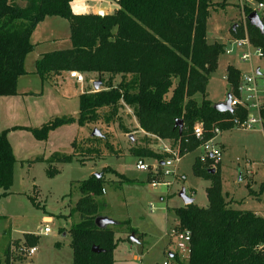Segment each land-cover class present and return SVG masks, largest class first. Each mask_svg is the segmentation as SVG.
Returning <instances> with one entry per match:
<instances>
[{"label": "trees", "instance_id": "16d2710c", "mask_svg": "<svg viewBox=\"0 0 264 264\" xmlns=\"http://www.w3.org/2000/svg\"><path fill=\"white\" fill-rule=\"evenodd\" d=\"M24 1L21 4L18 0H0V98L18 94V80L26 74L25 58L34 48L32 34L47 16L69 20L72 46L45 52L36 60L35 72L42 81L57 82L62 75L69 76L75 70L96 74L104 84L97 91L89 88L79 95L76 116H56L41 127L30 128L36 138L44 140L51 131L72 123L106 129L117 125L130 133L132 130L122 113L130 109L145 137L131 141L129 152L138 158H162L163 155L150 149L151 138L169 141L173 149L184 155L200 145L201 140L194 134L197 122L204 124L205 140L215 135L216 128L221 131L235 128L233 119L240 112H220L206 96L209 76L217 69L226 45L222 40L209 39L207 22L211 11L218 6L225 7V1L115 0V10L104 15L75 13L73 0ZM243 1L249 38L264 53V33L248 20V15L259 7L249 0ZM254 1L264 4V0ZM242 30L237 25L232 33L241 37ZM239 76L240 70L229 65L230 90L237 87ZM117 77L120 79L115 84ZM198 94L202 95L201 99L197 98ZM246 115L241 113L242 117ZM177 119L184 121L182 134L175 126ZM7 133L8 129L0 131V199L13 184L16 162ZM109 138V133L75 138L72 153H57L47 160V174L54 177L59 172L51 163H68L74 158L84 163L85 158L105 150L119 155ZM40 160L43 159H34ZM212 160L209 158L204 163L197 157L194 162L195 174L211 179L207 187L208 206L193 202L171 209L177 218L176 228L191 233L190 257L184 259L173 252V257L168 258L173 264H264V251L259 249L264 245V215L229 206L222 192L221 168H216L214 173L210 171ZM106 170L115 171L107 167L101 175L93 174L81 182V196L69 214L79 216V221L70 229L73 264H114V251L121 241L117 234L125 226L128 240L132 232L136 234L129 220L104 228L95 223L103 215L99 198L104 194ZM148 178L152 179L151 173ZM33 201L39 205L35 198ZM24 237V246H36L38 235L27 233ZM94 245L102 252H94ZM10 249L11 242L4 256H0V264H13Z\"/></svg>", "mask_w": 264, "mask_h": 264}, {"label": "rangeland", "instance_id": "374dc122", "mask_svg": "<svg viewBox=\"0 0 264 264\" xmlns=\"http://www.w3.org/2000/svg\"><path fill=\"white\" fill-rule=\"evenodd\" d=\"M18 1L25 3L24 0ZM214 1H225L226 4L211 11L207 22L208 36L211 40H222L228 48H232L229 41L244 38L248 33L247 17L243 12L244 1ZM248 2L257 5L254 0ZM116 7L115 0L72 2L75 13L100 10L111 13ZM258 12L264 15L263 8ZM234 24L242 27L241 37L233 35ZM70 33V22L66 18L47 16L40 22L31 37L34 48L25 58L26 74L18 80V94L0 98V131L8 129L7 138L16 158L13 184L8 194L0 199V256H4L6 246L11 242L10 252L13 251L14 264H73L70 229L79 221V216L69 214L81 196V182L107 167L116 172L105 171V192L99 198L103 203L102 214L117 222L129 220L130 226L136 231L135 237L139 239L138 242L128 240L129 232L125 226L124 231L117 234L124 240L119 242L114 251V264H164L169 259V253L176 251L175 238L169 234L177 225V218L171 209L184 205L179 192L184 188L188 196L193 194L196 204L208 206L207 187L211 185V179L195 174L194 162L197 157L204 163L213 158L209 166L221 168L222 192L230 207L264 215V130L261 126L247 130H222L214 139L216 148L222 152L218 159L207 155L204 141L201 140L198 148L181 155L180 161L175 162L176 170L163 177L168 185L157 187H153L148 178L149 170L137 169L138 157L129 152L131 141H140L145 137L137 128L130 109L122 112L126 125L132 130L130 133L122 131L117 125L106 129L93 124L80 126L72 123L51 131L44 140L36 138L30 128L41 127L56 116H76L81 91L88 90L90 86L93 88L87 74L84 76L89 84L81 87L75 81L59 82V85L51 81L43 82L35 72L36 60L43 53L72 46ZM230 64L242 69L249 68V64L242 62L236 53L221 54L217 69L209 76L206 90L207 98L213 103L224 101L230 90L227 78ZM254 65L264 68V57L260 61L256 57ZM93 77H96V81L99 79L96 74ZM108 77L106 75L105 79ZM119 79H115V84ZM25 91L26 94L23 93ZM197 98L201 99L202 95L198 94ZM95 128L102 129L101 133H109V140L119 155L105 150L100 155L85 158L84 163L75 158L68 163H51L59 172L54 177L49 176L47 160L57 153H72L73 140L89 137ZM150 141V149L163 157H139L147 164L154 165L172 157L174 149L169 141L158 142L156 138ZM36 158L43 160L34 161ZM33 198L39 205L34 203ZM45 226L51 232L42 234L40 230ZM27 233L38 235L37 252L33 256L20 252ZM29 247L32 246H24V250Z\"/></svg>", "mask_w": 264, "mask_h": 264}, {"label": "built area", "instance_id": "2783aa9c", "mask_svg": "<svg viewBox=\"0 0 264 264\" xmlns=\"http://www.w3.org/2000/svg\"><path fill=\"white\" fill-rule=\"evenodd\" d=\"M258 7L259 10L264 7V4L260 3ZM229 43L232 44V48H228L225 45V52L228 54L234 52L242 62L249 64L248 69L238 68L240 70L239 81L234 91L231 90V106L234 108V111L238 110L240 112V115H237L233 119L234 127L247 130L261 126L264 130V68L260 65H254L256 57L261 60L264 57V53L260 47L255 46L251 42L248 33L244 38L233 39L229 41ZM69 77L75 79L78 83L85 81L84 74L79 71H70ZM241 113H245L247 115L242 117ZM214 132L215 135L213 137L205 140L203 122H197L194 126V134L198 139L204 141V150H206L207 155L218 159L221 157L222 152L221 149L216 148L214 139L217 135H219L221 130L216 128ZM173 151L172 157L168 160L158 161L154 165L147 164L143 158H138L136 163L137 169L149 170V173L152 175L151 184L153 187H157L161 184L168 185L167 181H165L163 177L176 170L175 162H179L181 159L180 152L177 149H174ZM172 167L174 169H172ZM103 192H105V189H103ZM40 231L42 234H47L51 232V229L48 226H45L43 229L41 228ZM169 235L171 238H175V252H177L180 257L189 259L191 253V233L189 231H179L175 226L171 229V233ZM259 249L264 251V245H260ZM25 250L23 246L21 247L20 252H24L28 256H33L37 252L36 246L29 247ZM11 255V260L14 264L13 251H11ZM164 264L173 263L168 259Z\"/></svg>", "mask_w": 264, "mask_h": 264}, {"label": "water", "instance_id": "95a60500", "mask_svg": "<svg viewBox=\"0 0 264 264\" xmlns=\"http://www.w3.org/2000/svg\"><path fill=\"white\" fill-rule=\"evenodd\" d=\"M98 14L104 15V11L100 10V11H98ZM248 20H249L251 25L259 28L260 31L262 33H264V22H263V20H262V18L260 16L258 10H254L252 13H250L248 15ZM236 26H237V24H234V29L236 28ZM101 85H102V79L99 78L93 84L94 90H96V91L99 90ZM231 100H232V93H231V90H229L228 93H227L226 99L224 101L214 103L213 106H214V108L216 110H218L220 112L233 113L234 112V108L231 106ZM175 126L179 128V133L182 134L183 133V129H184V121L182 119H177ZM91 135L92 136H101L102 133H101L100 129L95 128L92 131ZM210 171L214 173L216 171V169L212 168ZM97 174L101 175V173H97ZM179 196L182 198V200L184 202V205H188L190 203L195 202L194 197L188 196L187 193H186V190L184 188L179 192ZM95 223H96V225L98 227L104 228V227H106L108 225L116 224L117 221L112 219V218H110V217H108V216L101 215V216H98L96 218ZM130 239H131L132 242H138L139 241V239L137 237H135V233L134 232H132L130 234ZM92 250L94 252H97V253L102 252V249L98 245H94ZM169 256L173 257V252H170Z\"/></svg>", "mask_w": 264, "mask_h": 264}, {"label": "crops", "instance_id": "0c3cea01", "mask_svg": "<svg viewBox=\"0 0 264 264\" xmlns=\"http://www.w3.org/2000/svg\"><path fill=\"white\" fill-rule=\"evenodd\" d=\"M257 3V2H256ZM256 6H258V3H257V5ZM263 9H264V7H263ZM93 12H97L98 13V11H93ZM107 12H105L104 11V14H106ZM261 16V18L263 17L264 18V15H260ZM209 37V36H208ZM210 40L212 39V38H209ZM260 61V60H259ZM230 65H234V64H230ZM237 68H240L241 69V67H239V66H237V65H235ZM261 66V65H260ZM84 75H86V74H84ZM90 77H89V76ZM87 76L90 78V83L93 85L94 84V82L96 81L95 80V78L96 77H93V73H91V74H88ZM62 78H59V80L57 81V82H54V81H52V80H48L49 82L51 81V82H54L55 84H60V83H62V84H64V83H66V82H69V81H75V83L76 84H78V85H80L81 87H82V85L84 84V86H85V84L87 83V84H89V82L88 81H84V82H82V83H78L75 79H73V78H70L67 74L65 75H62L61 76ZM45 82H47V81H45ZM60 82V83H59ZM91 88H92V86H90ZM89 88V87H88ZM28 91V90H27ZM27 91H25V92H23L24 94H26L27 93ZM84 91H86V90H82L81 91V93L82 92H84ZM11 98L12 97H10L9 98V100H11ZM0 101H1V99H0ZM7 102H9V101H7ZM12 102H10V104H11ZM1 102H0V109H1ZM192 197H193V194L191 195ZM257 213V212H256ZM258 214V213H257ZM46 219H51L50 217H46ZM121 240H124V239H121Z\"/></svg>", "mask_w": 264, "mask_h": 264}]
</instances>
